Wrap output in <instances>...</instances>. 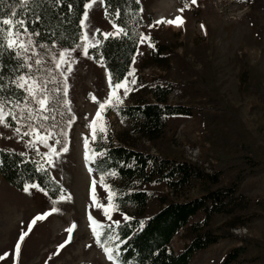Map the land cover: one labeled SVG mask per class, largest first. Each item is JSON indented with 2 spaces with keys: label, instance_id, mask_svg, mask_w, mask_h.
Instances as JSON below:
<instances>
[{
  "label": "rangeland",
  "instance_id": "obj_1",
  "mask_svg": "<svg viewBox=\"0 0 264 264\" xmlns=\"http://www.w3.org/2000/svg\"><path fill=\"white\" fill-rule=\"evenodd\" d=\"M140 1L145 20L142 35L155 37L166 50L164 58L157 60L152 55L150 39L140 42L132 75L128 76V81L134 79L136 83L128 84L126 96L122 89L116 92L121 98L118 107L106 106L99 118L95 116L100 111L99 104L112 96V89L103 60H97L89 49L99 44V32L109 36L116 35V31L115 23L106 15L105 4L96 5L91 0L92 7L89 8L88 2V18L82 26L83 34L89 36L83 41L87 55L77 47L50 49L52 55L67 50L63 75L54 71L51 73L54 79L48 85L59 89L53 93L55 111L51 115L57 125L53 134L61 144L52 138L47 139L48 146L39 143V136L45 134L39 128L32 136H24V128L17 133L15 127L19 125L10 116L0 125V146L25 153L49 167L67 190L66 195L51 198L41 187H34L37 184L19 189L0 175V264H118L114 256L111 261L107 258L103 248L112 250L113 235L109 228L125 216L114 209L113 201L109 203L107 184L93 169V145L100 132L93 133L103 128L102 134L111 132L116 143V136L131 134V121L119 114L120 107L139 99L154 101L152 89L159 81H165L170 91L169 103L194 107V114L167 117L162 136L157 140L134 134L151 152L197 162L208 172L218 168L222 152L264 160V3ZM177 16L183 21L179 27L156 23ZM47 66L52 67L51 62ZM112 99L114 102L115 96ZM204 114L210 117L208 124L204 122ZM52 148L56 151H51ZM232 175L233 170H228L224 183ZM81 182L84 194L79 188ZM144 188L176 201L202 193L193 186L174 191L165 183H148ZM240 194L244 197L241 208L232 214H217L212 222L213 227L229 235L196 253L190 264H221L225 254L244 239L255 243L246 254L255 259L245 264H264V171L248 176ZM105 208L111 220L105 217ZM38 215L44 219L29 230L28 225ZM202 217L200 213L192 221ZM22 232L28 235L21 242L18 237ZM108 234L112 239L105 245L96 243L97 237L103 241ZM189 241L190 233L184 227L171 246L180 251ZM17 242L21 243L19 255L15 252Z\"/></svg>",
  "mask_w": 264,
  "mask_h": 264
},
{
  "label": "trees",
  "instance_id": "obj_2",
  "mask_svg": "<svg viewBox=\"0 0 264 264\" xmlns=\"http://www.w3.org/2000/svg\"><path fill=\"white\" fill-rule=\"evenodd\" d=\"M88 2L63 0L61 4H54L52 0H33L29 7L21 10V15L28 21L39 15V23L29 24L30 30L40 33L34 38L39 43L74 48L81 43V21ZM252 2L259 5L264 0ZM10 8L18 9L19 5L15 4V0H5L0 4V14L8 16ZM141 8L140 0L139 3L136 0H106L107 17L115 24H123L127 30V35L104 36L99 32V44L89 49L97 60H103L108 76L113 74L123 78L132 69L145 23ZM115 9L121 11L119 21L112 14ZM150 44L153 57L162 60L166 47L153 36L150 37ZM0 60L7 66L4 75H10L17 62L8 52L0 54ZM165 84V81L155 83L152 89L154 101L139 99L120 107L119 114L131 121V134L116 136V143L111 132L106 135L100 133L93 145V169L103 176L112 194L114 209L125 216L109 228L113 235L112 254L118 264H190L196 253L229 235L212 226L215 215L232 214L240 209L244 199L240 194L242 183L248 176L264 171V160L243 154L222 152L218 157V168L208 172L197 162L151 152L134 134L157 140L162 136L167 117L194 114V107L168 102L170 91ZM12 91L15 92L14 89ZM19 96L20 93L16 92L15 97ZM204 116V122L208 124L210 117L207 114ZM100 156H103L102 161ZM228 170H233V175L228 183H224ZM0 175L19 189L37 184L51 198L67 194L66 188L53 176L49 167L25 153L2 146ZM148 183H165L174 191L193 186L202 193L176 201L145 189L144 185ZM200 213L203 217L192 221ZM184 227L188 228L190 241L182 250L175 251L171 242ZM253 247L255 243L252 240L244 239L242 244L225 254L221 264H245L254 260L246 257Z\"/></svg>",
  "mask_w": 264,
  "mask_h": 264
},
{
  "label": "snow or ice",
  "instance_id": "obj_3",
  "mask_svg": "<svg viewBox=\"0 0 264 264\" xmlns=\"http://www.w3.org/2000/svg\"><path fill=\"white\" fill-rule=\"evenodd\" d=\"M5 0H0V4H3ZM33 0H15V4L19 5L18 9H9L8 16L0 14V54L8 52L12 55L13 60L17 63L11 70L10 75L5 76V70L7 66L0 60V125L6 122V117H11L13 122H16L19 126L15 127L17 133L21 132V129H26L23 132L24 136H32L37 134V128L42 130L45 134L39 136V143L47 145V139H55L53 131L57 125L55 124V117L51 115L55 111L52 101L56 99L53 93H58L59 89L49 88L51 73L54 71H60L63 75L62 64L65 63V56L67 50L58 51L55 55L50 54L49 49L57 47L55 44L46 45L39 43L34 38L39 36L40 33L30 30L29 24H37L40 21L39 15L34 17L32 21H28L21 15V10L29 7ZM54 4H61L63 0H52ZM139 3V0H136ZM195 3V0H192ZM96 5L106 4V0H95ZM92 7L91 0H89V8ZM69 8L71 6L69 5ZM183 11V9H181ZM115 15L116 20H120L121 11L115 9L112 12ZM88 13H84V20L81 21V26L87 21ZM182 18L177 16L175 19L158 20L157 24L175 25L177 27L182 23ZM153 27V25H150ZM116 35H127V30L121 23L114 24ZM108 34H105L107 36ZM81 43L77 45V48L84 51L87 55V50L84 48L83 41L89 39L87 34H83L80 37ZM140 42L143 43L145 39H150L145 36H141ZM43 50V51H40ZM75 50V49H73ZM51 62L52 67L47 65ZM71 70L70 62L68 63V69ZM132 72H128L123 78L115 77L113 74H109L108 82L109 87L112 89V96H115L113 102L112 96L108 98L106 102L99 104L100 111L95 113L96 118L101 116V112L107 107H118L121 103V98L116 95L118 90H123L124 95L128 93V84L134 85L136 81L133 79L128 81V76H131ZM15 90V92L12 91ZM20 93L19 97H15V93ZM52 121V123H48ZM11 123V122H9ZM93 125L95 121L92 122ZM96 132H104L103 128L95 129ZM56 144H61L59 139H55ZM88 141L85 140V146L87 147ZM35 147V145H33ZM66 151V149H63ZM51 151L55 152L56 149L52 148ZM99 160H103V156L99 157ZM103 179V178H101ZM34 187H40L35 185ZM25 191H28L26 188ZM93 191H95V182H93ZM109 203L112 201V194L108 196ZM104 208V205H101ZM52 211H55L53 208ZM104 215L108 220L112 217L108 214L107 209L104 210ZM44 219V216L38 215L28 225V229L31 230L32 226L39 220ZM91 220V217H89ZM119 223L118 221L116 222ZM110 227V226H109ZM71 231V229H69ZM95 233V229H92ZM28 232H22L18 240L24 241ZM110 234L105 236V240H101L99 237L96 239V243L105 245L106 241L111 240ZM104 252L108 254L107 258L113 260V254L107 246L103 248ZM118 250V249H116ZM21 251V243L15 244V252L19 255Z\"/></svg>",
  "mask_w": 264,
  "mask_h": 264
},
{
  "label": "bare ground",
  "instance_id": "obj_4",
  "mask_svg": "<svg viewBox=\"0 0 264 264\" xmlns=\"http://www.w3.org/2000/svg\"><path fill=\"white\" fill-rule=\"evenodd\" d=\"M80 190H81V192L83 193L84 191H85V189H84V184H83V182H81L80 183ZM89 193H90V187L89 186H87V188H86V194H87V197L89 196ZM84 194V193H83ZM82 197V196H81ZM84 197V196H83ZM82 199V198H81Z\"/></svg>",
  "mask_w": 264,
  "mask_h": 264
}]
</instances>
